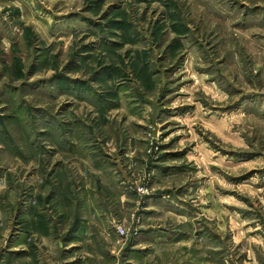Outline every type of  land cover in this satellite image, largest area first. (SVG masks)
Wrapping results in <instances>:
<instances>
[{
	"label": "rangeland",
	"instance_id": "374dc122",
	"mask_svg": "<svg viewBox=\"0 0 264 264\" xmlns=\"http://www.w3.org/2000/svg\"><path fill=\"white\" fill-rule=\"evenodd\" d=\"M0 264H264V0H0Z\"/></svg>",
	"mask_w": 264,
	"mask_h": 264
}]
</instances>
